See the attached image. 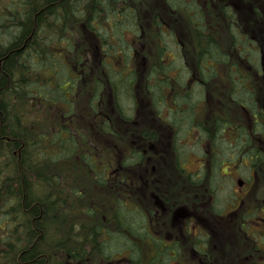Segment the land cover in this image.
Returning <instances> with one entry per match:
<instances>
[{"label":"trees","instance_id":"1","mask_svg":"<svg viewBox=\"0 0 264 264\" xmlns=\"http://www.w3.org/2000/svg\"><path fill=\"white\" fill-rule=\"evenodd\" d=\"M249 1L216 0L215 7L203 0H0V264H80L87 258L85 264L100 259L107 263L126 251L130 264H138L143 255L140 241L146 215L139 206L131 208L115 196L113 228L108 229L99 219L101 202L89 203L93 189L85 182L95 177L93 185L107 188L108 166L103 159L82 149L68 125L56 121L48 130L47 123L39 124L41 119L36 118L39 103L48 107L64 103L66 114L73 112V87L76 93L82 72L87 75L91 68L80 67L74 55L79 28L94 36L99 50L98 72L88 82L90 114L96 115L101 100L110 98L115 116L129 122L127 110L136 109L142 70L155 113L168 112L179 168L178 140L194 128L196 142L203 141L205 153L212 148L215 158L221 143L231 149L223 135L233 121L239 130L236 145L240 142L243 153L252 152L251 134L241 122L216 115L209 125L197 112L226 68L233 103L255 114V129L264 125L263 88L253 84V75H260L264 66V27L262 21L244 27L240 3ZM162 3L175 13L165 21L154 10ZM216 10L225 20L224 35L216 26L220 19ZM179 16L185 39L171 27L170 20ZM166 38L175 43L186 71L175 70L172 64L182 63L177 57L166 60L171 56ZM143 57L147 66L138 69ZM240 59L247 62L245 74ZM108 118H102L104 132L110 131ZM129 158L123 163H130ZM186 177L198 183L196 174Z\"/></svg>","mask_w":264,"mask_h":264},{"label":"rangeland","instance_id":"2","mask_svg":"<svg viewBox=\"0 0 264 264\" xmlns=\"http://www.w3.org/2000/svg\"><path fill=\"white\" fill-rule=\"evenodd\" d=\"M203 3L205 5L217 6L216 0H203ZM162 5L163 3L161 5L158 4L157 9L155 8L154 10L159 12L163 19L164 17L169 18V16L175 14ZM240 7L245 21V28L254 22L257 24L260 21H262L260 23L261 26L264 27V0H252L247 3H240ZM216 11L220 16L216 26L224 35L225 20L223 19V14L218 10ZM170 22L176 34L185 39L186 30L183 26V18L179 16L174 20H170ZM258 30H260V27L257 28ZM169 36L172 37L171 35ZM77 40L78 46L83 49L86 47V50H79L78 47V53L73 54L79 62L81 61L80 67L86 68L90 66L91 68L87 75L85 71L82 72V79L77 86L76 93L75 86L73 87L74 92H72L75 98L73 112L66 114V105L64 103L60 107L59 105L56 107L55 105L48 107L45 104L39 103V108L35 106V113L39 114L36 118L41 119L39 124L47 123L46 127H48V130L49 128L50 130L53 129L52 127L56 121L68 125L67 127L76 135L82 149L85 148L87 150L88 148L91 151H95L103 159L102 162L108 166L106 174H104V176H110L106 189L96 184L93 185L95 183V177L90 178L89 181L84 183L89 189H93V193H90L92 200L89 203L91 206H98L99 201L101 202L102 211L99 213V219L103 223L109 222L113 200L119 194L123 197L126 193L138 194L141 198L147 197L145 202L149 203L153 195L166 193L178 194L179 204L187 196V202L186 200L184 202L186 204H192L195 208H200L197 211V216L210 220L212 223L213 219H215V210L223 208L224 203L229 202V199L231 203L232 198L235 197L234 191H246L248 179H250L252 173H255L254 163H256V159L261 161L263 158V164L259 167V162L258 168H264V125L261 126L259 123L258 128L255 129L254 126L257 125L255 124V114H252L251 110L243 109L240 105L237 106L233 103L230 98L231 84L227 82L226 68L221 69L219 76L210 87L207 100L200 103L197 112L201 118L206 119V121L208 119L209 125H211V121L214 120L216 115L223 116L226 119H234L237 123L241 122L239 124L245 127L248 134H251L249 140L252 142V152L243 153L240 142V146H234V143L230 145L231 149L229 151H227L229 145L221 143L220 148H218L220 153L215 160L211 156L210 151H212V148H209V146H214L210 140H207L209 145L208 155L204 156L206 153L202 145L203 141L199 140V142H196L198 135L196 133L198 131L195 128H191V135H182L180 140H178L181 153V169L176 163L175 154L172 149V130L166 120L160 117V115L164 117L168 112L166 113V110L162 109L159 111L160 115L155 113L145 88V76H143L144 73L142 70H139L140 78L137 85L136 109L133 110L132 108V110H127L130 116L129 122L123 119V117L115 116L110 98L101 100L99 105L102 108L99 107L101 110L96 115H92L86 110L88 108L87 96L90 95L88 82L91 76L98 72L99 50L94 36L83 28L78 29ZM166 40L168 42L167 51L171 55L166 56V60L171 59V57H177L182 63L174 62L172 65H176L175 70L177 72L180 69L184 71L185 68L186 71L187 69L183 65L184 61L180 56L181 53L178 56L177 52L174 51L175 43L171 42V39L166 38ZM139 62L137 65L138 69H143L147 66L146 63L148 61L143 57L140 58ZM244 63L247 64L244 59H240L241 71L245 74L246 65ZM263 73L264 66L260 75H253V84L261 87L260 90L263 88L260 94L262 98L260 105L264 109ZM73 94L71 97H73ZM259 107L255 110L256 112L259 110ZM109 115L112 118H108L110 131L104 132L102 118H107ZM230 124L236 126L233 121ZM243 140L242 143H246L247 137H244ZM186 143L188 144L186 145ZM238 148H241V150ZM127 156H130L127 160L130 163L124 164L123 159H126ZM254 159L255 162L253 163ZM223 160H227V162L224 161L222 164L221 162ZM211 170H213V175L210 173ZM193 172L200 173L198 174L199 178H197L198 183L195 184L192 183V180L190 182L186 177L187 173L192 174ZM234 176H239V179L245 181V184L241 186L240 183L236 182ZM258 186L257 197L261 200L264 197V171H262L261 182ZM109 195L112 198H106ZM209 201L210 204H208ZM214 201L215 205H213ZM147 208L150 210L149 216H155L157 206L150 204ZM102 212L105 213L103 214ZM158 212L161 211L158 210ZM223 223H225L224 220ZM170 227L171 224L169 230ZM163 234L166 235V232ZM221 237L222 235L219 240H221ZM213 251L214 248L211 249V252ZM123 256L117 255L118 259L112 261L117 263L119 260H124L125 257L123 258ZM187 256L189 255H184V257ZM87 261L88 258L80 262V264H85ZM109 262L105 263L100 259L97 261V264H110ZM182 262L183 264H188L185 260H182ZM175 264L181 263L175 262ZM196 264H200V262L198 261ZM234 264H245L243 252L238 254V258L235 259Z\"/></svg>","mask_w":264,"mask_h":264},{"label":"flooded vegetation","instance_id":"3","mask_svg":"<svg viewBox=\"0 0 264 264\" xmlns=\"http://www.w3.org/2000/svg\"><path fill=\"white\" fill-rule=\"evenodd\" d=\"M160 117L169 124L167 114ZM233 128L225 129L224 138L235 146L239 130L238 127ZM241 139L242 136L240 141ZM237 146H240L239 142ZM206 155L208 153L204 154ZM224 161L221 163L223 164ZM258 163L259 159H256L254 164ZM193 174L199 178L200 173L193 172ZM105 178L109 182L110 176L106 175ZM234 179L241 186L245 184L239 176H234ZM259 183L260 178L256 173H252L246 191H234L235 197L232 198V202L230 203L229 199V202L224 203L223 208L215 210V219L212 223L197 216L200 208L184 202V200L187 202V196L179 204L178 194H155L149 203L145 202L147 197L141 198L138 194L126 193L124 197L121 194L117 195L125 205L131 208L139 206L146 215L144 222L146 232L142 242L140 241L143 255L140 256L138 264H175V262L183 264L182 260L187 261L188 264H196L198 261L200 264H234L240 252H243L245 264H264V197L261 200L257 197ZM150 204L157 206L156 213L158 210L161 212L150 217V210L147 208ZM109 218V222L105 224L111 229L113 219ZM104 232V236L107 237V231ZM164 232L166 235L163 234ZM212 248H214L213 252H211ZM162 252L163 256H161ZM185 254L189 256L184 257ZM121 255H124L125 259L119 260L117 264H130L127 260L128 251ZM115 258L118 259L117 256ZM112 260L109 263L116 264Z\"/></svg>","mask_w":264,"mask_h":264}]
</instances>
